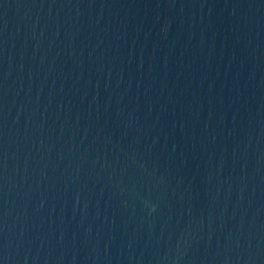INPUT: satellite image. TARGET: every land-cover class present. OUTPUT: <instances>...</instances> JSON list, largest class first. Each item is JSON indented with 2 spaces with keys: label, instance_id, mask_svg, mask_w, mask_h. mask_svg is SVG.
Listing matches in <instances>:
<instances>
[{
  "label": "water",
  "instance_id": "95a60500",
  "mask_svg": "<svg viewBox=\"0 0 264 264\" xmlns=\"http://www.w3.org/2000/svg\"><path fill=\"white\" fill-rule=\"evenodd\" d=\"M0 264H264V0H0Z\"/></svg>",
  "mask_w": 264,
  "mask_h": 264
}]
</instances>
